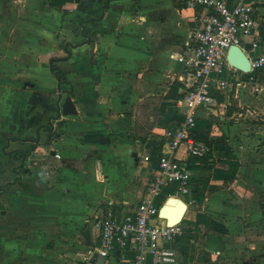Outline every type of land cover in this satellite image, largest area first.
<instances>
[{
  "label": "crops",
  "instance_id": "crops-1",
  "mask_svg": "<svg viewBox=\"0 0 264 264\" xmlns=\"http://www.w3.org/2000/svg\"><path fill=\"white\" fill-rule=\"evenodd\" d=\"M199 13L185 0H0V264H83L98 252L94 215L122 220L149 197L185 112L178 56ZM251 85L198 110L211 147L198 167L175 152L191 176L178 264H264V89ZM67 96L76 114H59ZM103 264H135L134 252Z\"/></svg>",
  "mask_w": 264,
  "mask_h": 264
},
{
  "label": "built area",
  "instance_id": "built-area-1",
  "mask_svg": "<svg viewBox=\"0 0 264 264\" xmlns=\"http://www.w3.org/2000/svg\"><path fill=\"white\" fill-rule=\"evenodd\" d=\"M186 4L198 8L199 25L183 46L178 61L182 65L180 81L185 85V95L178 100L185 112L165 132L172 152L159 157L160 173L152 177L149 197L142 200L122 220H118L111 209L94 215L93 222L99 230L98 252L109 256L114 251L134 252V263L143 264L149 254L156 264H178L176 243L182 234L181 224L167 225L156 222L159 217L157 198L167 187L174 196H186L191 192L190 171L175 152L187 148L189 156L203 157L211 150L197 130L198 110L218 104V97L237 90L242 83L259 86L264 75V35L256 0H185ZM232 45L253 50L251 70L243 72L232 66L226 51ZM231 68V78L222 77L225 68ZM83 264H93L87 257Z\"/></svg>",
  "mask_w": 264,
  "mask_h": 264
},
{
  "label": "water",
  "instance_id": "water-1",
  "mask_svg": "<svg viewBox=\"0 0 264 264\" xmlns=\"http://www.w3.org/2000/svg\"><path fill=\"white\" fill-rule=\"evenodd\" d=\"M78 2L80 0H77ZM91 43V56L94 55V49L96 42L90 40ZM70 44L68 42L67 46ZM68 49V47L66 48ZM227 59L229 63L243 72H249L251 70V60L245 50L239 45H232L227 51ZM54 60L51 61V68L56 70V75L58 78V89L62 91V75L60 69L54 66ZM77 110L71 96H67L64 102L59 104V114H76ZM188 204L187 202L179 196H170L167 201L162 205L159 210V216L161 219L165 220L167 225H176L182 222L184 215L186 213ZM106 256H102L99 252H94L90 258V262L93 264H103L106 261Z\"/></svg>",
  "mask_w": 264,
  "mask_h": 264
},
{
  "label": "rangeland",
  "instance_id": "rangeland-1",
  "mask_svg": "<svg viewBox=\"0 0 264 264\" xmlns=\"http://www.w3.org/2000/svg\"><path fill=\"white\" fill-rule=\"evenodd\" d=\"M253 54H251V56H252ZM263 77H264V75H262ZM222 77H224V78H231V77H233L232 76V73L229 71V68H228V66L225 68V71H224V73H223V75H222ZM264 85V83H261V84H259V86H263ZM254 86H255V84H252L251 85V91H253V92H257L258 94H259V92H261L263 89H264V86H263V89L262 90H256V89H254ZM166 200L167 199H165V198H163L162 199V203L163 202H166Z\"/></svg>",
  "mask_w": 264,
  "mask_h": 264
},
{
  "label": "trees",
  "instance_id": "trees-1",
  "mask_svg": "<svg viewBox=\"0 0 264 264\" xmlns=\"http://www.w3.org/2000/svg\"><path fill=\"white\" fill-rule=\"evenodd\" d=\"M65 79H66V77H65V74H64V72L62 73V83L63 82H65ZM194 157H198V156H191V160H190V162L192 163V164H190V166L189 167H198V165L197 164H194V163H196L197 162V160H195V159H193ZM158 202H157V204L158 205H161V203H162V200L161 199H159V200H157Z\"/></svg>",
  "mask_w": 264,
  "mask_h": 264
}]
</instances>
